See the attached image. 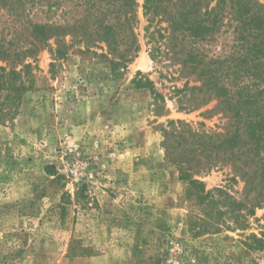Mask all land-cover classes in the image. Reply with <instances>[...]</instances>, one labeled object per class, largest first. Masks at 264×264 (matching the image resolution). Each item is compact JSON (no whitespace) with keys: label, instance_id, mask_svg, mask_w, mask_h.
Returning a JSON list of instances; mask_svg holds the SVG:
<instances>
[{"label":"rangeland","instance_id":"obj_1","mask_svg":"<svg viewBox=\"0 0 264 264\" xmlns=\"http://www.w3.org/2000/svg\"><path fill=\"white\" fill-rule=\"evenodd\" d=\"M136 2L133 59L127 29L115 51L51 30L11 78L24 88L0 105V264H264V205L241 204L243 180L225 164L182 169L185 138L168 154L178 121L223 133L226 118L215 101L191 107L194 75L155 51L165 23ZM37 4L0 16V35L87 16L73 0ZM223 30L208 57L228 50Z\"/></svg>","mask_w":264,"mask_h":264},{"label":"trees","instance_id":"obj_2","mask_svg":"<svg viewBox=\"0 0 264 264\" xmlns=\"http://www.w3.org/2000/svg\"><path fill=\"white\" fill-rule=\"evenodd\" d=\"M38 1L0 0V16L22 20L28 6ZM73 1L83 5L85 18L90 17L93 24L85 18L64 25L27 21L23 27L25 35L14 26L6 34L2 31L0 99H4L0 105L4 106L11 93L16 95L23 90L24 83L11 78L19 75V67L28 66L25 62L46 43L51 30L63 35L67 29V35L77 36L87 46L97 38L108 50L115 51L122 43V30L127 29L130 42L126 40L129 45L123 57L126 61L135 57L138 46L132 18L136 0ZM142 10L148 22L156 19L159 24L165 23L164 27L159 26L163 32L158 34L161 40L152 37L157 44V48L152 46L155 51H171L174 56L180 53V65L194 75L198 84L190 88L191 107L215 101L214 108L226 118L223 133L194 132L178 121L167 135L169 156H173L175 139L185 138L189 144L178 159L182 169L229 165L244 182L241 204L251 210L264 205V5L258 0H143ZM111 16L113 21L109 20ZM221 28L229 34L228 50L208 57L201 46L205 41H214ZM244 218L242 215V222Z\"/></svg>","mask_w":264,"mask_h":264}]
</instances>
